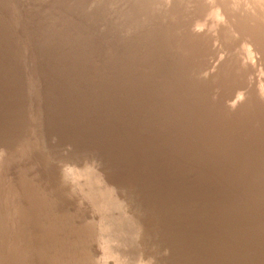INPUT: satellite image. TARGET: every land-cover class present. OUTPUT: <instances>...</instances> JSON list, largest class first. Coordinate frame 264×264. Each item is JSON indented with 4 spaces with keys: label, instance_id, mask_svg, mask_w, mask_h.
Returning <instances> with one entry per match:
<instances>
[{
    "label": "rangeland",
    "instance_id": "374dc122",
    "mask_svg": "<svg viewBox=\"0 0 264 264\" xmlns=\"http://www.w3.org/2000/svg\"><path fill=\"white\" fill-rule=\"evenodd\" d=\"M262 7L0 0V263H16L14 229L26 222L29 264H264ZM37 144L49 147L48 170L35 165ZM132 168L146 176L129 196ZM64 170L104 182L125 208L113 218L124 229L122 216L138 220L136 241L98 236L107 206L82 203ZM222 177L231 193L220 199Z\"/></svg>",
    "mask_w": 264,
    "mask_h": 264
},
{
    "label": "bare ground",
    "instance_id": "6f19581e",
    "mask_svg": "<svg viewBox=\"0 0 264 264\" xmlns=\"http://www.w3.org/2000/svg\"><path fill=\"white\" fill-rule=\"evenodd\" d=\"M252 3L254 4H257L260 6L262 5V9H264V2L260 0H251ZM204 40V37H203V34L202 33H197V37L195 38V41L197 42H202ZM247 57V56H246ZM33 60V59H32ZM221 59L217 60L216 64H219ZM209 62V61H208ZM211 62V61H210ZM207 63V62H206ZM221 64V63H220ZM35 90V89H34ZM37 91V90H36ZM72 91V90H71ZM75 91V90H74ZM264 92V91H263ZM36 94V92H35ZM37 96V95H35ZM79 96V95H78ZM37 98V97H36ZM35 98V99H36ZM260 98V97H259ZM41 99V98H39ZM264 100V99H263ZM40 101V100H39ZM231 107V106H230ZM223 108V107H222ZM34 109V107H33ZM36 111H39L36 113V111L34 113V116H31L32 117V120L31 121V124L34 125V127L37 128V126L39 127H42L44 124H45V120H46V115H44V111H43V107H42V104L37 102L36 103ZM40 111H41V114H40ZM262 114V112H260V115ZM33 129V128H32ZM43 129V128H42ZM37 130V129H35ZM42 131V130H41ZM77 131V130H76ZM264 131V130H263ZM36 132V131H35ZM34 133V132H33ZM41 134V133H40ZM38 137L37 138H40L39 139V142L40 140L42 139V136L40 135H37ZM36 138V139H37ZM44 138V137H43ZM225 138V136H223V139ZM258 138V137H257ZM36 139H34L36 141ZM38 140V139H37ZM24 141V140H23ZM28 142V141H27ZM37 142V141H36ZM30 143V142H29ZM41 143V142H40ZM35 144V143H33ZM46 144V143H45ZM45 144H42V145H45ZM38 145V144H37ZM41 145V144H40ZM38 145L39 147L36 148L37 150L34 151V155L37 156V158H39V160L37 161V163L35 164L36 167H39V168H42L44 170H48V168H50L52 165V161L51 159H49L47 156H45V153L47 151V145L46 147L44 146H40ZM21 147V146H20ZM37 147V146H36ZM49 149V147H48ZM51 149V148H50ZM223 151V150H222ZM48 152V151H47ZM19 153V152H18ZM53 155V154H52ZM35 156V157H36ZM49 156V155H48ZM24 158V157H23ZM27 158V157H26ZM7 164V163H6ZM33 164V163H32ZM13 165V164H12ZM18 165V164H17ZM19 166V165H18ZM148 167V166H147ZM144 170V169H143ZM65 171V170H64ZM63 171V172H64ZM112 172V171H111ZM149 173V172H148ZM249 173V172H247ZM109 174V173H108ZM107 174V175H108ZM111 174V173H110ZM128 176H127V180L123 182L124 186H125V189L124 191L125 194H128L129 196H132L133 194L131 193L132 191L134 190H137L138 188H140L142 185H143V182H144V176H146V174H143V173H140L139 171L135 170L132 168V170H129L128 171ZM63 175V174H62ZM78 175V176H77ZM91 175V174H90ZM87 174H75V173H72V172H67L65 171L64 175H63V178L65 179V185L67 184L72 191H74L73 193L77 194L78 197L80 198V200L82 201V203L86 204V205H92L93 203L95 204L96 202L98 201H103L104 204L107 206L106 207V210L105 212L106 213V216H109V218L106 219L107 223L104 225H101L99 227V230L98 231V236L99 234H101L102 231H107L109 233H113L115 234V232L119 231L118 234L120 233L122 236H123V241L124 240H129L131 239V241H136L135 238H138V236L141 234V231H140V224L138 222V220H132L130 219L127 215H124L122 216L123 219H124V222H125V229H124V223L120 220V219H115L113 218V216H116V215H122L123 214V211L125 208L123 207H119L118 205L116 206H113L112 204H110L109 202L112 200L114 194L112 192V190H109L108 188H106L105 186H103V183H99V182H92L91 178L88 176ZM97 176V175H96ZM99 177V176H98ZM87 178V179H85ZM89 178V179H88ZM85 179V180H84ZM93 179V178H92ZM162 179V178H161ZM103 180V179H102ZM98 181V180H97ZM87 182H90L91 185L90 187H86L85 184ZM226 183V182H225ZM224 183V178L222 177V179L218 182L217 184V194H218V197H220V199L224 198L225 195L227 194V192L229 193L230 191H228V186L227 184ZM24 184V182H23ZM26 185V184H25ZM64 185V184H63ZM87 185V184H86ZM21 186V185H20ZM23 186V185H22ZM67 186V187H68ZM107 186V185H106ZM122 186V185H121ZM152 186V185H151ZM156 186V185H155ZM160 187V186H159ZM20 188V187H19ZM157 188V187H155ZM208 188V187H207ZM12 190V189H11ZM207 190V189H205ZM4 191V190H3ZM27 191V190H26ZM62 191V190H61ZM17 192V191H16ZM20 192V191H19ZM147 192H151V190H148ZM66 193H67V190H66ZM231 193V192H230ZM15 194V193H14ZM64 193H61L60 196L57 197V199H63L65 198V195H63ZM141 194V193H140ZM159 194V193H158ZM18 196V195H17ZM11 198V197H10ZM14 198V197H13ZM25 198V197H24ZM68 198L70 199V195L68 196ZM68 198H65V199H68ZM3 201V200H2ZM44 200L42 201V199H39L38 201H36L31 209L33 211H38L39 208L42 207V205L44 204L43 203ZM138 200H131V204H138ZM107 203H109L110 205L112 206H108ZM93 206V205H92ZM20 207V206H19ZM90 207V206H89ZM220 210H221V213L225 212V204H221L220 206ZM4 212V211H3ZM28 212V211H27ZM26 212V213H27ZM262 212V215H264V210L261 211ZM214 213V212H213ZM44 214V213H43ZM9 215V214H8ZM41 218V217H40ZM43 219V218H42ZM122 219V218H121ZM58 220V219H57ZM117 220H120L119 222H115ZM154 222L153 219H147L145 221V224L147 227L151 226L152 225V221ZM113 222L114 221V225L115 227L111 226L110 225V222ZM160 221V220H159ZM26 224V222H24ZM24 223H22L19 227L15 228L14 229V234H15V238H16V241L18 242L19 240V244L20 246H18L19 250H18V253H16V258H15V261L16 263L15 264H29L31 262H29L30 260H28V256L30 255V248H31V243H29L30 241L27 240L24 236V233L26 232L25 231V228H24ZM30 223V222H29ZM53 223V222H52ZM59 223V222H58ZM158 223V222H157ZM19 224V223H18ZM32 224V223H30ZM56 224V223H55ZM94 224V223H92ZM156 225V223L154 224ZM17 226V225H16ZM31 226V225H30ZM46 226V225H45ZM74 226V225H73ZM158 226V225H157ZM156 226V227H157ZM164 226V225H163ZM264 226V225H262ZM54 227V226H53ZM29 228V227H28ZM64 228V227H63ZM94 228V227H93ZM159 228V227H158ZM156 228L155 231H154V234H155L157 237L159 236L160 237V240L163 242L165 241V237L162 236L161 234L163 233L161 231V228L158 229ZM27 229V228H26ZM44 229V228H42ZM28 230V229H27ZM85 230V229H84ZM96 230V229H95ZM96 231V233H97ZM4 232V231H3ZM54 232V231H53ZM94 231H92L93 233ZM35 233V232H34ZM84 233V232H83ZM95 233V234H96ZM52 234V233H51ZM54 234V233H53ZM17 235V236H16ZM75 235V234H74ZM154 235V236H155ZM164 235V233H163ZM163 237V238H162ZM13 238V237H12ZM15 238H13L12 240L15 241ZM164 239V240H163ZM4 240V239H3ZM85 240V238H84ZM83 240V241H84ZM159 240V239H158ZM15 241V242H16ZM47 241V240H45ZM51 241V240H50ZM160 241V242H161ZM16 242V243H17ZM49 242V241H48ZM58 242V241H57ZM166 242V241H165ZM14 243V242H13ZM59 243V242H58ZM124 243V242H123ZM47 244V242H46ZM54 244V243H53ZM10 245V244H9ZM45 245V244H44ZM70 245V244H69ZM132 246H134L135 248V245L134 244H131ZM1 246V245H0ZM46 246V245H45ZM116 246V245H115ZM130 246V245H129ZM5 250L2 252V248L0 247V255H4L5 251H6V246L4 247ZM84 251V253L86 252H90L92 248V246L90 244L87 243V245L84 247H82ZM62 249V248H60ZM70 249V248H69ZM53 250V249H52ZM82 250V249H81ZM9 251V250H8ZM12 251V250H11ZM55 251V250H54ZM59 251V250H58ZM66 251V250H65ZM162 251V249H161ZM52 252V251H51ZM63 252V251H62ZM57 253V252H56ZM87 254V253H86ZM10 255V254H9ZM54 255V254H53ZM58 255V254H57ZM31 256V255H30ZM39 257V256H38ZM164 257V256H163ZM3 258V257H2ZM34 258V257H33ZM9 259V258H8ZM3 260V259H2ZM55 260V259H54ZM61 260V259H60ZM162 260V259H161ZM12 261V260H11ZM2 262V261H1ZM51 262V261H50ZM161 262V261H160ZM1 264V263H0ZM4 264V263H2ZM65 264V263H64Z\"/></svg>",
    "mask_w": 264,
    "mask_h": 264
}]
</instances>
